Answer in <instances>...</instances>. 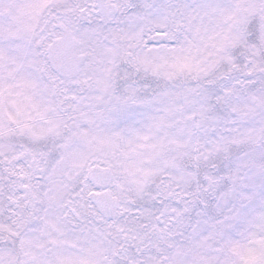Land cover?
Listing matches in <instances>:
<instances>
[{
    "label": "snow or ice",
    "instance_id": "snow-or-ice-1",
    "mask_svg": "<svg viewBox=\"0 0 264 264\" xmlns=\"http://www.w3.org/2000/svg\"><path fill=\"white\" fill-rule=\"evenodd\" d=\"M0 264H264V0H0Z\"/></svg>",
    "mask_w": 264,
    "mask_h": 264
}]
</instances>
